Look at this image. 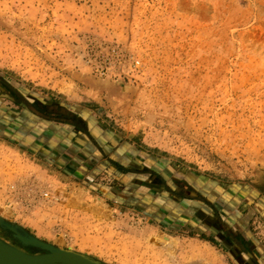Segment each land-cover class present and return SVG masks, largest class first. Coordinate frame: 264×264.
<instances>
[{
  "label": "rangeland",
  "instance_id": "1",
  "mask_svg": "<svg viewBox=\"0 0 264 264\" xmlns=\"http://www.w3.org/2000/svg\"><path fill=\"white\" fill-rule=\"evenodd\" d=\"M0 77L111 127L160 188L216 199L208 228L152 195L156 213L143 195L120 207L0 129V219L101 264H264V0H0Z\"/></svg>",
  "mask_w": 264,
  "mask_h": 264
},
{
  "label": "crops",
  "instance_id": "2",
  "mask_svg": "<svg viewBox=\"0 0 264 264\" xmlns=\"http://www.w3.org/2000/svg\"><path fill=\"white\" fill-rule=\"evenodd\" d=\"M20 92L23 95L22 97L25 103L24 105H30L27 99L28 97L31 98L30 96H33V94H25L21 90ZM34 96L37 97L36 100H50L44 99V97L38 95ZM53 101L55 102V100L53 99L48 102L53 103ZM26 102L28 104H26ZM58 103L62 105L61 102ZM5 104L6 106H9V112L16 111V109L12 107L11 104ZM67 108L73 113H77L83 118H87L86 113H82L78 109L74 110L69 107ZM36 109L37 108H35L34 111L33 109H31L30 111L25 110L24 114L20 113V118L6 116V119H4L3 121L4 130L6 131V133L10 137L16 138L18 142L22 144V146H25L34 152H40L41 150L46 151L47 149L45 146H47L48 149L50 147V154L46 155V157L50 159V162L60 168L63 167L70 176H73L76 179L81 177L82 183L89 187L90 190H97L98 187L100 188V190H104V192L107 190L108 200L112 201L116 205H119L120 207L125 205L128 196H131L133 198L132 200L134 201H140L141 198L135 193L140 192V189L134 188L132 186L129 188L131 184L126 187V181L123 177L112 179V182L116 183L117 180H119V184L113 183L112 187L109 188H107V186L104 187V185H102L101 183H98V179L95 181L96 177L102 172L105 173L107 177H117V172H123L117 169V167H124V169H127L129 171L125 175L126 177L130 178L131 182L132 180L133 183L135 182V180L136 182H140V176H137V174L132 171V165H129L128 163L129 158H132L134 155V151L132 148L133 143L123 142V140L116 134V132L112 130L111 127L102 126L101 129L96 127L95 123H91L89 121V127L86 132L87 135L83 133L80 134L79 132L81 131H79V129L83 131V128L73 122H71V125H61L54 122H45L42 119H38V117L34 115L38 114L35 112ZM16 129H18L19 131L15 134ZM124 150L126 152L125 155L121 154V152H123ZM27 151L29 152V150ZM99 153H102L104 157L99 156ZM126 155H130V157ZM129 161L131 164H133V166H135L134 158L133 160ZM148 167L149 166L144 165L141 168H143V171L144 168L148 169L149 171H153ZM141 168L138 167V169ZM149 171L145 170L142 173V182L148 179L153 180V178H155L153 174H150ZM108 172L110 174H108ZM148 183L150 184V181ZM185 184L187 185L188 183ZM185 187L184 190L181 189L185 193V196L182 198H188L186 200L190 201V203H186L182 208L185 211V216L187 219H191L192 216H195L196 218V220L193 218L190 220V222L186 223L190 224V226L197 224V227L198 225L202 226L203 224L206 228H208L209 226L204 224L205 214L206 216L208 215L207 213H204L205 211L203 204H208V206L210 205L211 207L212 203H215V196L212 195V193H214V190L210 185H205V187L193 185L190 188H187L190 192H192L188 193ZM203 198H205L204 201ZM197 211L200 212L196 214ZM181 215H183V212L181 213ZM209 220V223H211L213 230V224H215V222L217 223L218 221H214V219L211 220V218H209ZM184 221L182 220V222ZM224 229L228 231V229ZM221 236H223L222 230ZM201 240L210 243L203 237L201 238Z\"/></svg>",
  "mask_w": 264,
  "mask_h": 264
},
{
  "label": "trees",
  "instance_id": "3",
  "mask_svg": "<svg viewBox=\"0 0 264 264\" xmlns=\"http://www.w3.org/2000/svg\"><path fill=\"white\" fill-rule=\"evenodd\" d=\"M6 82V79H1L0 77V83H4L5 84ZM0 84V103H9L11 104L12 107H14L16 109V111L14 112H9L8 109H9V106H6V105H0V129L2 131H5L4 130V119H6V116H13L14 118H20V113H23L24 114V111L25 110H31L35 108H37L35 110L36 113L38 114H34L35 116L38 117V119H42L43 121L45 122H54V123H57V124H61V125H71V122L72 121H75L77 124L80 125L81 128H83V131L79 129V132L80 134L83 133L85 135L87 130H88V127H89V123L88 121H85L83 119L82 116H80L79 114H75L73 113L71 110H69L66 106H64L63 104L61 105L60 103H58L57 101H53V103H49L48 101L46 100H36V96H30L31 98L28 97V102L30 105H24V101H23V95L22 93L20 92V90L16 89V88H12L11 85L9 83L6 82V86H4ZM15 89V90H14ZM11 94H15V96L11 95ZM19 97V98H17ZM32 102V103H30ZM26 104H28L26 102ZM16 116V117H15ZM91 123H94L92 121H89ZM77 129V128H75ZM18 129L15 130V134L18 133ZM90 138V137H89ZM117 169L123 171L122 173H116L117 174V177H123L124 180L126 181V187L131 184L129 186V188L132 186L134 188H138L140 189V192H135L136 195H140L142 196L143 195V200L146 201L147 200V203H152L154 201V199H151L149 197H151L150 195L154 196V197H157L156 199L158 198H161V199H165V200H169L171 203H176L180 206H184L186 203H190V201H187L186 199L188 198H182L180 199V197L178 198L174 191L172 189L169 188L168 185H161L162 188H160V184L159 182H157L156 180H151V179H148V180H145L142 182V173L147 170L149 171L148 169H145L144 168V171L141 169H138V167L136 166H132V171L137 174V176H140V182H135L133 183V180L131 182L130 178L129 177H126V173L129 172L127 169H124V167H117ZM150 174H153L154 172L153 171H149ZM111 173V171H110ZM108 172V174H110ZM129 174V173H128ZM125 175V176H124ZM178 180V179H177ZM150 181V184L148 183ZM124 183V182H123ZM133 183V184H132ZM139 183V184H138ZM161 183H165L164 181H161ZM174 184H178L179 182H173ZM182 184V182H180ZM147 193V194H146ZM149 197H148V196ZM139 196V197H140ZM159 202V201H158ZM153 204V203H152ZM150 204L148 207L151 211L154 210V212L156 213V211L159 209V206H156V205H153Z\"/></svg>",
  "mask_w": 264,
  "mask_h": 264
},
{
  "label": "water",
  "instance_id": "4",
  "mask_svg": "<svg viewBox=\"0 0 264 264\" xmlns=\"http://www.w3.org/2000/svg\"><path fill=\"white\" fill-rule=\"evenodd\" d=\"M0 229L23 249L42 253L41 255L26 254L0 240V264H101L80 253L47 245L2 219H0Z\"/></svg>",
  "mask_w": 264,
  "mask_h": 264
},
{
  "label": "bare ground",
  "instance_id": "5",
  "mask_svg": "<svg viewBox=\"0 0 264 264\" xmlns=\"http://www.w3.org/2000/svg\"><path fill=\"white\" fill-rule=\"evenodd\" d=\"M74 204H76L77 209H81L82 211L91 210V212H93L95 215H98L102 211V208L98 204H92L93 206L85 205V203H83L82 201H77L76 199H74ZM160 244L166 248L172 258L178 251L179 241L177 240L160 241Z\"/></svg>",
  "mask_w": 264,
  "mask_h": 264
}]
</instances>
